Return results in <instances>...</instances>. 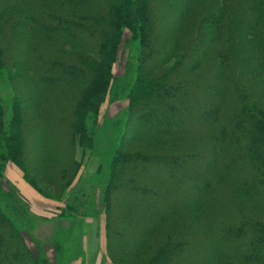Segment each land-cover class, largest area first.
I'll list each match as a JSON object with an SVG mask.
<instances>
[{
	"label": "trees",
	"instance_id": "16d2710c",
	"mask_svg": "<svg viewBox=\"0 0 264 264\" xmlns=\"http://www.w3.org/2000/svg\"><path fill=\"white\" fill-rule=\"evenodd\" d=\"M106 1L89 0L85 11L70 0H0V60L34 74L13 79L21 90L15 118L0 132L1 153L13 150L11 124L21 151L30 147L25 172L27 161L53 185L74 179L78 147L93 145L86 117L105 99L126 22L142 54L125 142L143 139L165 151L118 143L104 195L110 246L137 251L121 255L122 264H264V0H222L193 14L195 0H119L132 8L125 22ZM108 43L105 59L98 49ZM75 44L88 55L76 50L68 60L65 48ZM173 57L175 65L151 74ZM88 70L104 73L95 87ZM21 101L42 112L29 116ZM196 212L202 227L187 224ZM170 217L174 231L164 230ZM97 242L94 235L95 249ZM0 264H42L1 206Z\"/></svg>",
	"mask_w": 264,
	"mask_h": 264
},
{
	"label": "rangeland",
	"instance_id": "374dc122",
	"mask_svg": "<svg viewBox=\"0 0 264 264\" xmlns=\"http://www.w3.org/2000/svg\"><path fill=\"white\" fill-rule=\"evenodd\" d=\"M70 1L79 7L86 5L83 8L85 11H87L88 4L91 3L89 0ZM123 2L108 0L105 8L110 9L112 7L113 9L116 5L125 22L128 18L126 15L129 14L132 8H129V5ZM218 3L219 6L222 5V0H195L192 3L191 14L197 8L202 9L205 6L213 8ZM132 7H135L136 10V6ZM154 7L156 6L154 5ZM137 9H139V16L143 20L145 18L144 10ZM13 13L20 15L21 11L16 8ZM193 19L197 20V17ZM199 20L200 18L198 22ZM174 32L177 34L180 31ZM28 35L31 36L32 33H28ZM102 39L105 41L107 37L99 38L101 41ZM1 44L4 45V41ZM73 46L65 48L69 51L67 52L70 58L68 60H75V54H78L76 50L80 51L79 54H82V57L88 55L83 49L84 47L82 48L83 45L75 44ZM248 46L253 49L257 46V43L252 42ZM109 47L108 43L106 47L100 45L98 49L102 50L101 54L105 59L108 57L105 50ZM141 54L142 40L138 33H135L125 22L117 44L115 57L111 61L112 76L105 99L97 110L88 111L86 117V129L93 145L83 149L78 147L76 154L82 162L72 181L64 180L61 184L57 183L56 185L46 181L39 174V171L33 169L32 164H27L30 147L27 146L25 153L21 151L16 137L19 128L11 127V124L8 128L5 127L6 131H10L14 135L11 136L13 138V150L5 155L0 151V206L3 212L14 221L25 244L42 264H122L118 260L121 255L126 253L136 254L135 252H137L133 248H114L110 246L108 213L105 209L104 195L117 145L124 138L125 123L131 105L130 87L137 78ZM91 58L95 59V56L93 55ZM91 58L80 60V63L83 61L89 66L93 62ZM96 58L99 59L97 56ZM24 59L26 62L31 63L30 58L24 57ZM176 61V57L171 58L151 74L157 76L165 72L175 65ZM91 69L93 70V68ZM103 74L100 70L93 73L89 71L88 75L94 80L93 87L97 86L96 83L101 80ZM20 77L33 80L34 74L30 68H12L7 61L2 62L0 60V121L2 124H0V132L2 126H6L8 119L15 118L14 115L16 114L13 112L16 106L15 94L20 93L21 90L20 84L18 81L16 84V80H19L17 78ZM137 101L145 103V100L141 97H138ZM19 106L29 116L42 112L41 108L34 105L29 106L22 101L19 102ZM125 141L124 138V147L130 151L152 153L165 151V146L153 145L147 140L138 139L130 143ZM67 153L70 155L71 149H67ZM25 160H27L25 167L31 168L28 172L23 169ZM10 166L20 172L25 182L36 191L40 204H35L26 192L13 182V178L10 177H13V175L8 173ZM204 171L206 170L204 169ZM10 173L13 172L10 171ZM120 191L117 189V194ZM173 219V217H170L166 220L164 230L174 231ZM187 221V224L197 227H202L205 224V219L199 212H196ZM182 222L185 224L186 220H182ZM158 231L161 232L160 229ZM158 231L153 232L154 236L160 235ZM94 235L98 239L96 249L93 248ZM125 264H129V262L127 261ZM131 264H135V262Z\"/></svg>",
	"mask_w": 264,
	"mask_h": 264
},
{
	"label": "crops",
	"instance_id": "0c3cea01",
	"mask_svg": "<svg viewBox=\"0 0 264 264\" xmlns=\"http://www.w3.org/2000/svg\"><path fill=\"white\" fill-rule=\"evenodd\" d=\"M13 170V171H12ZM13 172V173H10ZM9 174H12V176H10L11 178H13V182H15L16 185H18L23 191L26 192L27 196L29 198H31V196L38 198V195L36 193V191H34L23 179L22 175L20 174V172H18L13 166H10V169L8 170ZM39 199V198H38Z\"/></svg>",
	"mask_w": 264,
	"mask_h": 264
},
{
	"label": "bare ground",
	"instance_id": "6f19581e",
	"mask_svg": "<svg viewBox=\"0 0 264 264\" xmlns=\"http://www.w3.org/2000/svg\"><path fill=\"white\" fill-rule=\"evenodd\" d=\"M35 204H40V200L38 198H35L33 196H31L30 198Z\"/></svg>",
	"mask_w": 264,
	"mask_h": 264
}]
</instances>
